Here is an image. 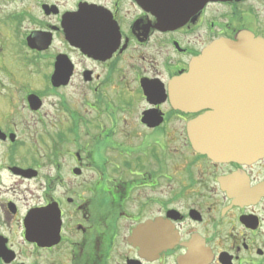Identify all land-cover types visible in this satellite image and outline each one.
<instances>
[{"label": "flooded vegetation", "instance_id": "obj_1", "mask_svg": "<svg viewBox=\"0 0 264 264\" xmlns=\"http://www.w3.org/2000/svg\"><path fill=\"white\" fill-rule=\"evenodd\" d=\"M15 1L0 264H264V157L196 152L168 97L213 41L264 40V0Z\"/></svg>", "mask_w": 264, "mask_h": 264}, {"label": "water", "instance_id": "obj_2", "mask_svg": "<svg viewBox=\"0 0 264 264\" xmlns=\"http://www.w3.org/2000/svg\"><path fill=\"white\" fill-rule=\"evenodd\" d=\"M168 97L174 108L203 111L187 124L196 152L215 162L264 157V41H214L170 81Z\"/></svg>", "mask_w": 264, "mask_h": 264}, {"label": "rangeland", "instance_id": "obj_3", "mask_svg": "<svg viewBox=\"0 0 264 264\" xmlns=\"http://www.w3.org/2000/svg\"><path fill=\"white\" fill-rule=\"evenodd\" d=\"M30 2L29 0H25V2H23V5L26 4V7L32 6L33 3H28ZM20 3H17L15 0H0V36H2V34H4V31L2 30H6L12 23V13L16 12L19 7H20ZM10 46L13 47H17V42L16 41H12L8 44L7 50H6V54L8 55V57L10 56ZM1 47V45H0ZM33 82V81H32ZM33 87H35V84L32 83ZM49 100V99H48Z\"/></svg>", "mask_w": 264, "mask_h": 264}]
</instances>
